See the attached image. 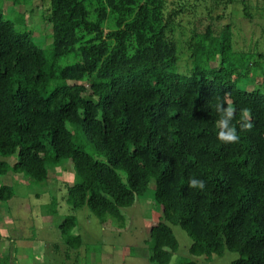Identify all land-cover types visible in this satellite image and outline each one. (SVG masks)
<instances>
[{
  "label": "trees",
  "instance_id": "trees-1",
  "mask_svg": "<svg viewBox=\"0 0 264 264\" xmlns=\"http://www.w3.org/2000/svg\"><path fill=\"white\" fill-rule=\"evenodd\" d=\"M38 1L50 26L49 56L24 23L0 12V182L8 172L42 182L48 165L69 160L77 180L67 187L69 213L58 227L75 251L77 209L123 224L121 208L154 179L161 213L149 229L152 263L171 261L179 244L170 224H177L191 238V256L210 261L230 251L239 256L229 264H264V46L251 37L235 48L234 22L222 25L213 15L230 5L252 20L251 2ZM250 77L262 80L246 89ZM52 81L58 84L48 89ZM217 97L235 109L236 143L217 138ZM79 129L105 161L75 143ZM15 153L9 165L5 158ZM190 178L205 188H190ZM12 197V187L0 184V202Z\"/></svg>",
  "mask_w": 264,
  "mask_h": 264
},
{
  "label": "rangeland",
  "instance_id": "rangeland-1",
  "mask_svg": "<svg viewBox=\"0 0 264 264\" xmlns=\"http://www.w3.org/2000/svg\"><path fill=\"white\" fill-rule=\"evenodd\" d=\"M0 0V12L3 18L10 19L24 29L32 32L33 39L45 50L47 56L52 49L50 26L42 19V7L38 0ZM251 2L252 20L243 17L241 9L231 12L229 6L225 10L222 5L213 15H221L218 23L234 22V45L244 49L253 37L260 39L258 46L264 42V0H249ZM22 8V9H21ZM259 8V9H258ZM258 9V10H257ZM23 10V11H21ZM24 13V14H23ZM23 14V15H22ZM23 18L24 22L20 19ZM24 23V24H23ZM255 33V36L250 34ZM76 59L69 56L68 63ZM184 63L178 61L177 70L184 72ZM260 82L259 77L248 78L246 89L251 84ZM87 83V81H86ZM58 84L50 82L48 89ZM76 144L86 149L92 157L105 161V157L97 155L91 147L85 134L79 129L73 131ZM4 158V157H3ZM9 165L16 160V153L5 158ZM122 181L126 183V173L117 170ZM77 180L73 166L69 160H63L59 165H48V176L45 181L35 182L24 174L8 172L1 178L0 184L12 187L13 197L6 202H0V257L9 256L6 264H154L148 255L152 246L149 235L151 225L157 222L161 213V204L155 199V181L151 180L145 195L129 206L121 208L124 216L123 224L111 219L101 223L87 206L76 210V225L71 231L79 235L81 245L78 250H67L59 233V224L68 215L67 187ZM178 240L179 247L172 255L168 264H181L192 260L200 264H229L238 258L236 252L225 251L221 255H213L210 261L203 256H191L188 248L191 238L177 224H170ZM56 245L58 247L55 246ZM31 257V261L24 259ZM175 257V259H173Z\"/></svg>",
  "mask_w": 264,
  "mask_h": 264
},
{
  "label": "clouds",
  "instance_id": "clouds-1",
  "mask_svg": "<svg viewBox=\"0 0 264 264\" xmlns=\"http://www.w3.org/2000/svg\"><path fill=\"white\" fill-rule=\"evenodd\" d=\"M217 101L215 110L220 115V119L217 124L219 128L217 138L224 143H236L239 141L240 136L236 128L230 124L235 115V109L230 102L227 107H224V103L219 99V97H217ZM241 117L246 121H250V112L247 108L241 109ZM243 127L250 130L252 128V124L248 122L244 124ZM188 186L190 188H199L203 190L205 188V182L199 178H190ZM173 259H175V257Z\"/></svg>",
  "mask_w": 264,
  "mask_h": 264
},
{
  "label": "crops",
  "instance_id": "crops-1",
  "mask_svg": "<svg viewBox=\"0 0 264 264\" xmlns=\"http://www.w3.org/2000/svg\"><path fill=\"white\" fill-rule=\"evenodd\" d=\"M25 258H26V255H25L24 259H25ZM27 258H28V259H27ZM27 258H26L27 260L31 261V260H30V259H31V257H30V258H29V257H27Z\"/></svg>",
  "mask_w": 264,
  "mask_h": 264
}]
</instances>
